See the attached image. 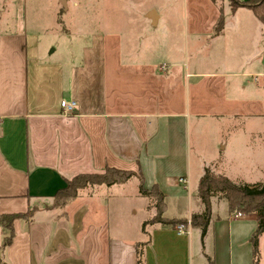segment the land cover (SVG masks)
<instances>
[{
  "label": "crops",
  "instance_id": "crops-1",
  "mask_svg": "<svg viewBox=\"0 0 264 264\" xmlns=\"http://www.w3.org/2000/svg\"><path fill=\"white\" fill-rule=\"evenodd\" d=\"M180 2L85 0L77 6L80 30L63 34L74 38L72 48L56 58L58 48L39 51L40 3L34 17L27 0H0V216L35 211L14 222L4 264H138L137 245L149 239L144 264H254L257 217L231 216L218 199L205 238L199 229L179 234L164 225L144 235V222L156 215L149 205L137 236L127 223L110 227L104 186L83 190L65 210L52 208L67 181L107 168L136 173L147 191L157 186L166 197V218L188 221L203 211L198 186L206 169L235 184L264 181V24L249 8L209 1L215 14L207 20L208 35L193 34L183 44L172 10ZM63 11H70L69 0ZM203 46L207 60L199 61ZM62 102L76 107L66 113ZM206 116L246 126L224 139L221 171L205 164L193 188L190 128ZM251 121L260 129L250 128ZM237 134L235 146L230 139ZM238 164L256 170L253 180L236 171ZM5 236L0 227V249ZM259 252L264 264V234Z\"/></svg>",
  "mask_w": 264,
  "mask_h": 264
},
{
  "label": "rangeland",
  "instance_id": "rangeland-1",
  "mask_svg": "<svg viewBox=\"0 0 264 264\" xmlns=\"http://www.w3.org/2000/svg\"><path fill=\"white\" fill-rule=\"evenodd\" d=\"M30 10V15L36 16V11L34 10L35 4L40 3V11L42 24H39L40 28V39H39V51L42 55H47L51 50L58 48L55 57H60L65 54V51L72 48L70 47V42L72 43L74 38H68L64 33H75L80 30V18L79 11L77 9L78 5H81L85 0H69L70 11L64 12L62 6L58 4L59 0H27ZM212 1L218 7L226 9L227 6L232 9L239 8L238 4L232 0H181L177 4L175 9L176 15L179 18L180 31L182 33L183 44L188 42L191 43V36L193 34H198L202 36L208 35L209 24L207 20L215 14V9L211 6ZM258 2H264V0H258ZM56 9L54 12L55 16L50 15V7ZM48 8V9H47ZM47 11V12H46ZM197 16L200 23L195 24L192 21V17ZM31 17V16H30ZM48 18V19H47ZM205 38V37H204ZM203 38V39H204ZM68 39V40H66ZM207 46H203L200 49V55L197 57L200 60L206 61L207 57ZM203 64V63H202ZM201 66V64H200ZM205 96V95H204ZM206 97V96H205ZM207 107V105H206ZM206 107L203 110L207 111ZM243 120L235 118H220L218 120H212L209 116L197 121L196 126L194 122L190 128L191 135V180L193 188L199 181L202 175L203 168L205 164H213L212 169L215 171H221L219 163L222 161V146L224 145V139L229 141V133L234 130H242L245 128ZM252 124V126H251ZM253 124H255L253 126ZM241 126V127H240ZM248 126L252 129H260V124L258 121H251ZM240 127V128H239ZM237 128V129H235ZM261 128H264V122H261ZM230 143L236 144L238 146L241 144L239 134L235 137H231ZM252 143L258 147L262 145L261 139L256 137L253 139ZM264 144V143H263ZM236 171L242 174L243 178L247 181L253 180L256 176V170L251 169L250 166L238 164ZM98 187L89 188L97 190ZM102 193L105 194L102 197V201L107 204V211L105 216V221L110 223V227L114 228L117 224L120 226L122 223H127V225L132 229L134 235H138V227L142 220H145L149 215L147 214L146 207L149 205L150 212H155L154 206L151 204L150 200L144 198L140 195L139 190V180L137 178L129 181L125 186L109 190V188L102 187ZM113 194V195H112ZM48 208V207H46ZM35 211L32 210L28 216L32 215ZM167 216H171L167 214ZM191 220V219H190ZM137 230V231H136ZM137 233V234H136Z\"/></svg>",
  "mask_w": 264,
  "mask_h": 264
},
{
  "label": "trees",
  "instance_id": "trees-1",
  "mask_svg": "<svg viewBox=\"0 0 264 264\" xmlns=\"http://www.w3.org/2000/svg\"><path fill=\"white\" fill-rule=\"evenodd\" d=\"M239 7L249 8L264 24V2L258 0L242 3L237 0H232ZM235 10V9H233ZM224 26V18L219 19L215 34L221 33ZM134 178H138L142 197L150 200L156 210V215L149 221L144 222L142 232L148 236L147 228L154 225L173 226L187 225V219H168L166 218V197L163 195L157 186L151 191L144 188V180L138 177L132 171H124L116 168H107L103 173L99 174H80L73 179L67 181V188L59 191L53 201L52 208L65 210L74 200H76L80 192L89 188L95 187H113L125 185ZM198 197L201 200L203 211L200 214L191 217V227L199 229L202 232V238H205L212 217V200L218 199L225 201L228 204L229 214L231 216H256L258 228L252 237L254 264L259 262V240L264 234V181L256 184H235L222 174H216L211 169H206L204 176L201 178L198 186ZM151 206H149L150 209ZM26 215L5 214L0 216V227H2L6 236L3 246L0 249V264H4L2 254L12 245L15 232L14 222L19 219L27 220ZM150 243L142 242L137 245L138 264H144V248Z\"/></svg>",
  "mask_w": 264,
  "mask_h": 264
},
{
  "label": "built area",
  "instance_id": "built-area-1",
  "mask_svg": "<svg viewBox=\"0 0 264 264\" xmlns=\"http://www.w3.org/2000/svg\"><path fill=\"white\" fill-rule=\"evenodd\" d=\"M169 67L167 66H162L160 67V70L163 72V73H166L168 71ZM62 108L65 110L66 113H69V112H72L75 107H76V103L72 102V103H66V102H62L61 104ZM181 183H187V180L185 179H181L180 180ZM191 228V221H188V224L187 225H177L176 226V231L179 233V234H187L188 233V229Z\"/></svg>",
  "mask_w": 264,
  "mask_h": 264
},
{
  "label": "water",
  "instance_id": "water-1",
  "mask_svg": "<svg viewBox=\"0 0 264 264\" xmlns=\"http://www.w3.org/2000/svg\"><path fill=\"white\" fill-rule=\"evenodd\" d=\"M59 3H60V5L62 6V8L64 10L67 9V7H68V0H59Z\"/></svg>",
  "mask_w": 264,
  "mask_h": 264
}]
</instances>
